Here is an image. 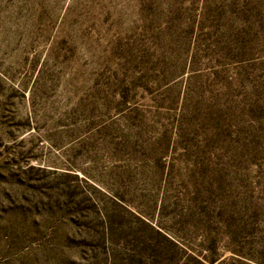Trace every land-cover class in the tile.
I'll return each mask as SVG.
<instances>
[{"label": "rangeland", "instance_id": "rangeland-1", "mask_svg": "<svg viewBox=\"0 0 264 264\" xmlns=\"http://www.w3.org/2000/svg\"><path fill=\"white\" fill-rule=\"evenodd\" d=\"M0 264H264V0H0Z\"/></svg>", "mask_w": 264, "mask_h": 264}]
</instances>
